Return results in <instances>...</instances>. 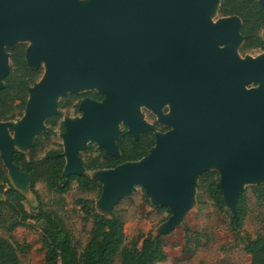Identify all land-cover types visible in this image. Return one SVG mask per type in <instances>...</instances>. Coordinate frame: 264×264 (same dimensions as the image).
I'll use <instances>...</instances> for the list:
<instances>
[{
    "label": "water",
    "instance_id": "95a60500",
    "mask_svg": "<svg viewBox=\"0 0 264 264\" xmlns=\"http://www.w3.org/2000/svg\"><path fill=\"white\" fill-rule=\"evenodd\" d=\"M220 2L0 0V91L11 47L29 43L28 67H45L29 88L15 138L12 125L0 122V158L14 188L31 201L30 177L13 162L15 144L32 146L47 118L58 114L60 96L96 90L104 99H82V117L64 122V176L87 173L80 151L88 141L119 157L123 124L135 139L154 132L155 146L140 161L94 171L106 211L141 185L155 205L170 210L168 232L191 208L200 174L215 170L235 215L244 184L264 183V54L238 57L242 21L214 22ZM251 83L259 86L248 89ZM167 104L171 111L164 114ZM141 106L172 129L155 132Z\"/></svg>",
    "mask_w": 264,
    "mask_h": 264
},
{
    "label": "trees",
    "instance_id": "16d2710c",
    "mask_svg": "<svg viewBox=\"0 0 264 264\" xmlns=\"http://www.w3.org/2000/svg\"><path fill=\"white\" fill-rule=\"evenodd\" d=\"M218 13L222 17H239L242 21L241 35L245 38L242 50L244 52L255 48L264 50V37L259 32L264 30V6L257 0H221ZM27 44H18L14 49H8L10 53L11 69L5 79V86L0 91V120L9 121L24 115L29 88L32 87L43 74L42 67L31 69L25 60ZM72 99L91 98L102 101L101 93L87 92L72 94ZM76 111L81 112L76 105ZM63 118L62 112L52 115L46 120L48 131L44 134L50 137L54 134L57 121ZM154 132H145L135 139L123 126L117 138L120 151L119 157L107 154L104 149L90 147L89 156L82 159L87 173L84 175L64 176L66 165L62 149H52L39 160L36 155L42 146L41 138L35 141L34 148L26 155L15 151L13 162L23 171L33 184L44 182L47 189L59 196L66 195L72 184L87 191L97 190L101 192L102 186L94 181L88 172L104 169H113L127 162L140 161L146 157L155 146ZM96 152V156H92ZM81 156V155H80ZM0 165L2 161L0 158ZM0 193L15 202L23 221L33 220L35 226L43 234V246L46 248V264H115L119 257V264H162L168 256L164 249L161 237L152 234L138 235L130 245H126L124 222L117 215L105 216L98 213L89 200H78L84 212V221L91 222L89 240L79 254L73 245L70 233L63 223L51 212L38 210L37 213H28L22 202L23 197L12 185L7 172L0 173ZM219 173L215 170H207L200 174L198 179V191L205 190L213 203V206L230 219V226L236 235H240L247 215L246 195L241 194L236 203V214L227 207L223 195L218 188ZM8 186V187H7ZM256 194H264V186L252 188ZM34 215V216H33ZM22 226L21 222L15 227ZM246 254L251 256L252 264H264V236L249 240L244 247ZM0 264H20L16 249L8 239L0 237Z\"/></svg>",
    "mask_w": 264,
    "mask_h": 264
},
{
    "label": "rangeland",
    "instance_id": "374dc122",
    "mask_svg": "<svg viewBox=\"0 0 264 264\" xmlns=\"http://www.w3.org/2000/svg\"><path fill=\"white\" fill-rule=\"evenodd\" d=\"M217 9L211 14L214 22L223 19ZM259 36L264 37V30L259 32ZM27 44L29 45V43ZM243 44L244 41L235 47L240 59L255 58L264 54V50L259 48L244 52ZM42 69L44 73L45 67L42 66ZM41 78L42 76L38 81ZM258 86L257 83H251L247 87L251 89ZM87 92L98 93L96 90L82 91L81 93ZM72 94L73 91H68L57 99V113L62 112L63 118L57 121L53 135L50 137L44 135L48 131L46 125L36 135L30 148L23 149L15 144V150L28 155L38 138H41L42 146L36 155L37 160L43 158L52 149L64 150V134L66 132L64 122L66 120L76 121L82 117V112H77L75 107L76 105L80 106L82 100L72 99L70 97ZM140 110L144 120L150 126L154 128V122L158 123L159 127L154 128L155 132L165 134L172 129L161 123L158 116L147 107L141 106ZM170 111L169 104L163 107L164 114H169ZM21 119L22 117H17L14 120H0V122L12 125L8 127V132L12 138H15L16 129ZM122 128L123 124L120 125L119 130L121 131ZM165 130L168 131L164 132ZM92 146L99 148L97 143L88 141L86 147L80 151L81 160L88 158L90 155L88 150ZM92 154V156L97 155L96 152ZM211 169H215L214 166H211ZM4 170L9 175V171L2 162L0 173ZM88 173L91 177H95L96 172ZM2 184L0 181V185ZM260 185L264 186V183H246L242 187L240 194L246 195L247 215L240 235H236L232 231L230 219L213 206L207 192L205 190L198 191L197 186L191 208L184 215L180 224L168 232H165L164 227L171 216L170 210L167 207L155 205L141 185H136L130 194L121 199L110 211H106L100 205L102 191H87L80 188L77 183H73L72 189L66 195L59 196L50 192L44 182L33 184L30 181L29 198L31 201L26 200L22 204L30 214L35 215L38 210L53 213L70 233L73 245L79 254L88 243L89 232L92 228L91 222L84 221V212L78 204V200L83 199L92 201V205L98 213L105 214V216L114 214L123 220L126 245H130L131 241L140 234L161 237L168 256L162 264H252L251 256L245 253L244 247L249 240L264 236V194L258 195L252 189L254 186ZM18 222H21L22 226L15 227ZM0 237L13 243L20 264H46V248L42 243L41 230L35 226L33 220L23 221L17 204L1 193ZM115 264H119V257Z\"/></svg>",
    "mask_w": 264,
    "mask_h": 264
},
{
    "label": "flooded vegetation",
    "instance_id": "af4514ba",
    "mask_svg": "<svg viewBox=\"0 0 264 264\" xmlns=\"http://www.w3.org/2000/svg\"><path fill=\"white\" fill-rule=\"evenodd\" d=\"M244 42H245V38H244ZM159 127V125H158V123L155 121L154 122V128H158ZM162 129H164V128H162ZM168 130H165L164 132H167Z\"/></svg>",
    "mask_w": 264,
    "mask_h": 264
}]
</instances>
